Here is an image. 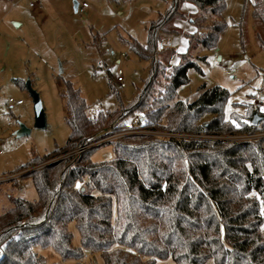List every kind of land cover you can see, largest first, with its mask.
<instances>
[{
  "label": "trees",
  "instance_id": "trees-1",
  "mask_svg": "<svg viewBox=\"0 0 264 264\" xmlns=\"http://www.w3.org/2000/svg\"><path fill=\"white\" fill-rule=\"evenodd\" d=\"M228 1L170 0L148 25L146 44L128 42L140 60L150 63L149 78L129 105L88 117L80 91L66 83V145L9 176L75 151L109 129L128 130V120L138 121L139 130L209 137L264 132V117L254 123L252 104L244 105V114L225 117L231 94L224 88L203 86L191 103L177 97L189 82V69L198 68L194 54L216 48L226 31ZM186 3L197 7V15L182 11ZM252 15L260 38L264 0H254ZM178 20L188 21L194 31L185 35L188 49L180 63L169 68L168 56L159 60L157 48L161 39L183 34L175 26ZM17 83L26 89L24 82ZM105 145L113 149L111 161L95 162L96 147L23 175L31 179L37 198L7 196L12 206L0 215V264H51L37 247L77 264L84 250L100 253L103 264H264V139L130 135ZM7 184L18 188L17 179L0 183V194ZM71 224L80 247L73 246Z\"/></svg>",
  "mask_w": 264,
  "mask_h": 264
},
{
  "label": "rangeland",
  "instance_id": "rangeland-1",
  "mask_svg": "<svg viewBox=\"0 0 264 264\" xmlns=\"http://www.w3.org/2000/svg\"><path fill=\"white\" fill-rule=\"evenodd\" d=\"M39 1L43 10L31 8L28 0H0V183L17 179L19 188L3 186L0 215L12 206L7 197L10 192L28 201L36 200L31 179L23 175L66 159L64 154L9 176L33 158L66 145L70 136L64 98L66 83L80 91L88 117L95 118L129 105L149 78L150 63L140 60L128 42L146 44L148 25L171 4L170 0ZM74 1L88 7L83 13H75ZM253 4L254 0L228 1L224 14L227 29L216 48L199 49L194 54L192 60L198 68L189 69V82L177 93L179 100L194 102L203 86L208 89L219 86L231 94L224 108L226 118L244 114V105L248 104L254 106L257 114L260 112L259 117H264V33L259 38ZM182 11L194 17L198 10L186 3ZM175 26L183 32L170 37L177 46L179 62L180 55L188 49L185 35L193 33L194 28L185 20L176 21ZM123 55L128 58L124 59ZM158 59L165 62L167 55ZM118 70L123 72L125 88L116 82ZM28 80L40 95L46 115L45 128L35 127L30 94L17 83L26 84ZM20 99L22 105L17 104ZM127 123L131 124V120ZM20 125L29 129L30 135L16 137ZM259 133L264 139V132ZM208 140L226 141L217 137ZM103 145L97 147L92 157L95 162L114 159L112 147ZM70 231L73 246L80 247L74 224L70 225ZM35 251L51 264H77L72 259L63 260L53 249L37 247ZM80 264H103V260L100 253L84 250Z\"/></svg>",
  "mask_w": 264,
  "mask_h": 264
},
{
  "label": "built area",
  "instance_id": "built-area-1",
  "mask_svg": "<svg viewBox=\"0 0 264 264\" xmlns=\"http://www.w3.org/2000/svg\"><path fill=\"white\" fill-rule=\"evenodd\" d=\"M29 6L31 8H39L42 9V6L40 4L39 0H28ZM88 7L87 4L83 3L81 6L78 7V12L83 13L85 9ZM157 53L159 55L166 54L168 56V61L170 64L176 65L178 63V53H177V46L173 42L172 38H163L160 40L157 48ZM124 59H127L128 57L126 55H123ZM116 82L120 84L122 88L126 87L125 79L123 72L121 70H118L116 73ZM10 102H13V100H10ZM18 105H22L23 101H18ZM113 129L107 130L103 135L100 137L88 142L86 145L80 147L79 149L66 154L65 158H71V157H79L86 151L100 147L103 144L111 143L117 139H120L122 137L130 136V135H152L160 138H167V139H193V140H208L210 139L209 136H203V135H197V136H189L186 134H180V133H170V132H158V131H145V130H139L138 129V121H133L131 123V126L128 130H124L121 132L113 133ZM263 135L261 133L257 134H248V135H239V136H228V137H217L220 140H230V141H251V140H258L263 138ZM213 138V137H211Z\"/></svg>",
  "mask_w": 264,
  "mask_h": 264
},
{
  "label": "water",
  "instance_id": "water-1",
  "mask_svg": "<svg viewBox=\"0 0 264 264\" xmlns=\"http://www.w3.org/2000/svg\"><path fill=\"white\" fill-rule=\"evenodd\" d=\"M79 3L74 1L73 8L74 12L78 13ZM26 89L30 94L33 103L34 110V119H35V127L36 128H45L46 127V115L43 108V104L40 98V95L32 88L31 81L28 80L26 82ZM260 121V117L256 112H254V123L258 124ZM31 131L27 129L24 125H20L19 129L15 132V136L20 138L25 135H30Z\"/></svg>",
  "mask_w": 264,
  "mask_h": 264
},
{
  "label": "crops",
  "instance_id": "crops-1",
  "mask_svg": "<svg viewBox=\"0 0 264 264\" xmlns=\"http://www.w3.org/2000/svg\"><path fill=\"white\" fill-rule=\"evenodd\" d=\"M41 4V3H40ZM41 6H42V4H41ZM39 9V8H38ZM40 10H43V6H42V9H40ZM18 101H22L21 99L20 100H18Z\"/></svg>",
  "mask_w": 264,
  "mask_h": 264
}]
</instances>
